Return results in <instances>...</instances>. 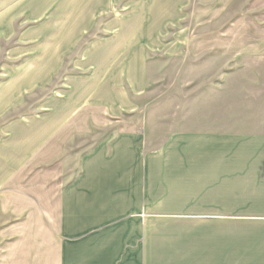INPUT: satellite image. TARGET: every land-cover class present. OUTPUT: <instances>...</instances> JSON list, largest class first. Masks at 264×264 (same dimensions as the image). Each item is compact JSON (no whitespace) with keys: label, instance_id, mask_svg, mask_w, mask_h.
Returning <instances> with one entry per match:
<instances>
[{"label":"crops","instance_id":"0c3cea01","mask_svg":"<svg viewBox=\"0 0 264 264\" xmlns=\"http://www.w3.org/2000/svg\"><path fill=\"white\" fill-rule=\"evenodd\" d=\"M188 1L14 0L0 12V264H169L158 238L174 223L264 214L242 208L264 204L263 131L153 144L146 127L120 128L147 104L149 60L184 43Z\"/></svg>","mask_w":264,"mask_h":264},{"label":"rangeland","instance_id":"374dc122","mask_svg":"<svg viewBox=\"0 0 264 264\" xmlns=\"http://www.w3.org/2000/svg\"><path fill=\"white\" fill-rule=\"evenodd\" d=\"M13 1L0 0V12ZM184 12V43L180 50L149 60L147 104L122 114L120 128L146 127L153 144L186 129L264 132V0H189ZM224 101L239 104H215ZM75 159L72 154L69 164L76 165ZM242 208L264 212V204ZM240 215L201 220L187 231L174 223L158 238L166 249L159 259L169 264H264V214Z\"/></svg>","mask_w":264,"mask_h":264}]
</instances>
